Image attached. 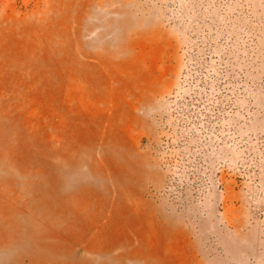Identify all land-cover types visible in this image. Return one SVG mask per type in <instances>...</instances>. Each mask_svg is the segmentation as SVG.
<instances>
[{
	"label": "rangeland",
	"instance_id": "obj_1",
	"mask_svg": "<svg viewBox=\"0 0 264 264\" xmlns=\"http://www.w3.org/2000/svg\"><path fill=\"white\" fill-rule=\"evenodd\" d=\"M75 238L264 264V0H0V264Z\"/></svg>",
	"mask_w": 264,
	"mask_h": 264
},
{
	"label": "bare ground",
	"instance_id": "obj_2",
	"mask_svg": "<svg viewBox=\"0 0 264 264\" xmlns=\"http://www.w3.org/2000/svg\"><path fill=\"white\" fill-rule=\"evenodd\" d=\"M113 167H114V169L119 167V170L116 169L117 174L120 176L117 178L118 180H121V176H123V175H127V178H132L133 175L130 173V171L129 172H128V170L127 171H121V167L117 163L114 164ZM130 168H132V167H130ZM55 175H57V174H55ZM140 175H141V173H140ZM55 180L58 181L59 179L55 178ZM121 186H122V184H121ZM53 187L58 189L59 185H56L54 183ZM51 204H52V202H51ZM77 223H82V224L86 223L87 224V222H84V221L82 222L79 216H78ZM89 226H91V225H89ZM77 228L78 227H76V229ZM87 228L88 227H86V229ZM63 234H64V232H63ZM73 235L75 236V234H73ZM70 236H71V234L69 235V237ZM76 236H77V234H76ZM83 236H85V234ZM83 241L84 240H82V239H76L75 238L73 240H69V242L67 244L63 243V244H55V245H52V244L46 245L45 250L40 252L41 254H39V256H33V257L34 258H40V259H42V261H48V262L52 263V262H55L58 257L60 258V256H62V257L67 258L71 261L79 262V264H90L91 261L94 259L93 255H91V254L92 253L98 254L101 251V249L99 248L100 246L96 242L90 243V242H83ZM27 251L29 252V248L27 249Z\"/></svg>",
	"mask_w": 264,
	"mask_h": 264
}]
</instances>
